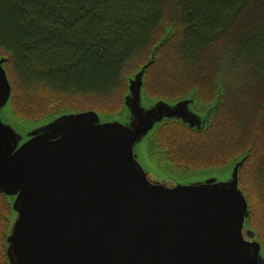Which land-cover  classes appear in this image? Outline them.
<instances>
[{"label":"trees","instance_id":"16d2710c","mask_svg":"<svg viewBox=\"0 0 264 264\" xmlns=\"http://www.w3.org/2000/svg\"><path fill=\"white\" fill-rule=\"evenodd\" d=\"M149 100L195 93L199 113L221 102L209 126L163 123L150 142L166 175L226 170L247 154L239 187L247 225L264 250V0H0V58L11 110L24 123L68 112L112 115L125 78ZM12 212L0 194V264Z\"/></svg>","mask_w":264,"mask_h":264},{"label":"water","instance_id":"95a60500","mask_svg":"<svg viewBox=\"0 0 264 264\" xmlns=\"http://www.w3.org/2000/svg\"><path fill=\"white\" fill-rule=\"evenodd\" d=\"M153 61L152 54L125 78L116 114L24 123L11 110L7 58H0V194L12 212L7 264H264L239 187L247 154L224 171L183 179L158 167L150 142L160 126L175 121L202 132L221 93L201 113L194 92L149 100L143 79Z\"/></svg>","mask_w":264,"mask_h":264},{"label":"rangeland","instance_id":"374dc122","mask_svg":"<svg viewBox=\"0 0 264 264\" xmlns=\"http://www.w3.org/2000/svg\"><path fill=\"white\" fill-rule=\"evenodd\" d=\"M140 163L146 166L149 170L153 171L152 163L147 161L144 156L140 155Z\"/></svg>","mask_w":264,"mask_h":264}]
</instances>
